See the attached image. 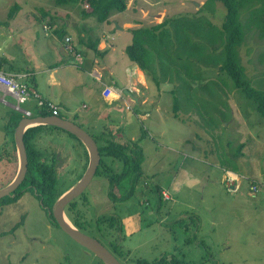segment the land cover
<instances>
[{"label":"rangeland","instance_id":"374dc122","mask_svg":"<svg viewBox=\"0 0 264 264\" xmlns=\"http://www.w3.org/2000/svg\"><path fill=\"white\" fill-rule=\"evenodd\" d=\"M205 1L128 0L126 10L117 13L120 15L107 24L110 33L104 38L108 44H113L115 52L112 54L126 61L120 50L131 43L132 37L119 32L123 20L140 21L141 25L134 26V29L149 27L166 18L195 14ZM15 5L18 11L13 12L11 26L5 27L2 22L8 20V13ZM82 9L87 10L80 3L76 7H61L53 0H0V36L11 27L13 30L21 28L23 23L16 22L19 18L46 12L54 16L57 29H68L73 36L72 49L80 52L83 48L77 45L76 39L81 37L85 44L88 37L97 39L103 31V23L81 17ZM62 10L68 13L69 26L64 22L68 19L60 12ZM202 14L215 26H220L225 8L216 3L214 14L208 11ZM83 28L90 32L87 37L81 35ZM23 35L13 34L14 42L27 41ZM262 50L264 40L254 34H247L239 49L241 63L247 76L253 80L264 77V63L258 56ZM99 59L107 60V56H99ZM118 73L123 78L128 76L124 71ZM84 75L86 77V73ZM85 81L88 104L103 107L99 102L98 84L91 77ZM145 83L147 89L141 93L151 102L142 107V115H145L142 120L137 115L140 107L133 103L134 107L126 110L121 103L116 108L118 115L114 116V121L112 117L110 120L105 118L94 126H89L83 119V122H76L93 137L101 134L102 127L105 131L112 127L111 136L107 138L119 142L139 141L144 156L141 164L143 179L133 198L116 207L107 197L108 182L104 174H94L83 195L74 200L80 220L87 223L80 231L109 250L111 242L95 232L94 222L100 217L115 216L121 219L123 226V233L114 232V237L125 253L124 260L135 257L153 260L164 254H174L186 264H264V121L255 115L243 95L234 90L227 94V98L222 96L229 106L224 119L215 117L214 123L211 116L195 111L194 99L220 102L219 97L202 90H197L187 105L190 112L179 109L174 117L170 91L177 86L176 78L163 79L159 88L146 76ZM197 84L193 86L197 87ZM118 92L119 101L125 99L126 95ZM48 129L52 134L42 132L35 146L43 157H50L52 152L56 153V158L61 154L68 156L69 164L57 168L56 189L62 193L60 197L82 179L88 152L85 154L84 145L71 134L51 126ZM97 144H102V140ZM240 144L243 148L235 156ZM6 148L9 150L10 144ZM103 159L114 173L121 172L122 163L107 157ZM231 175L237 176L238 180ZM0 178V182L4 180L6 183L4 176L0 175ZM157 188L163 194L161 200ZM113 193L122 196L116 189ZM53 205L50 209L43 206L44 210L41 201L26 192L13 203L0 207V264H102L58 228L51 212ZM47 213L53 222L50 223ZM64 213L69 222V217L75 216L68 207Z\"/></svg>","mask_w":264,"mask_h":264},{"label":"trees","instance_id":"16d2710c","mask_svg":"<svg viewBox=\"0 0 264 264\" xmlns=\"http://www.w3.org/2000/svg\"><path fill=\"white\" fill-rule=\"evenodd\" d=\"M53 1L56 6L61 7H76L79 3L83 4V8L87 10H80L81 17L83 19L92 18L102 24L107 22L111 16L124 12L128 0ZM216 3H221L225 8V16L220 26H215L202 14L204 11L214 14ZM14 11H18L17 5L10 9L7 22L13 19ZM82 31L85 32L86 37L90 34L89 30L84 28ZM57 33L61 38L70 34L66 29H60ZM130 34L132 41L124 49V55L130 63L136 65L146 77L151 79L156 88H159L163 79L176 78L177 86L170 91L173 96L174 117H177L179 109L185 108L190 112L187 105L191 103L195 92L202 90L208 92L209 95H216L214 97H219L220 102L208 103L194 99L195 111L201 115L211 116L214 123L215 117L224 119L225 110L228 111L229 106L226 101L222 100V96L227 98V94L234 90L243 95L255 115L264 121V77L258 80L249 78L239 56V49L245 42L247 34H254L259 40H264V0H206L195 14L166 18L158 24L131 30ZM75 41L83 45L85 50L92 51L98 56L105 54L97 51L99 40L96 38L88 37L85 44L81 37ZM258 56L260 62L263 60L264 63V50ZM1 65L0 61V68ZM262 74L264 76V73ZM196 82H198L197 87H194L193 84ZM208 97L213 98V96ZM43 103V107L36 108V110L40 115H48L45 106L47 102ZM17 122V120L13 121L14 128ZM40 132V125L25 131L23 142L27 154V172L22 184L14 192L15 196L0 199V207L11 204L24 193L30 192L41 201L42 208L45 206L50 209L62 194L56 189L58 167L53 159L54 154L43 158L42 153L35 146ZM109 136H111L110 133L102 131L98 136L91 137L96 144L102 140V144H97L100 161L95 176L104 174L108 182L107 197L116 207L117 204L126 203L133 198L143 179L141 164L144 162V156L139 148V141L119 142L107 138ZM242 148L243 144H240L235 156L240 154ZM104 157L122 163L121 172L114 173L105 163ZM2 159L8 160L16 168L15 152L10 153L5 146L0 150V160ZM15 172H12L7 179L5 178L6 183L2 180L0 184H4L0 187L9 184ZM4 173L7 175V170ZM114 189L122 196L114 195ZM156 192L159 200L163 199L161 189L157 188ZM76 208L75 201L69 204L68 209L75 214L74 217H69V220L76 229L81 230L87 223L80 220V214ZM94 227L99 236L106 237L111 242L109 251L119 257L118 261L121 264H186L183 259L174 254H164L153 260L142 257L124 260L125 253L120 242L114 237V232L123 233L121 219L115 216L100 217L95 220Z\"/></svg>","mask_w":264,"mask_h":264},{"label":"crops","instance_id":"0c3cea01","mask_svg":"<svg viewBox=\"0 0 264 264\" xmlns=\"http://www.w3.org/2000/svg\"><path fill=\"white\" fill-rule=\"evenodd\" d=\"M60 12L64 13V10ZM36 14H38L37 17H32L33 15L36 16ZM45 14L46 12L32 13L25 16L24 19L19 18L16 22L23 23L21 28L13 30L11 27L8 29L9 31H4L3 35L0 36V61L2 62L0 71L4 74L14 76L18 81L28 85V88L35 92L42 100L51 102L58 109V117L73 123L83 122V119L89 126L91 124L94 126L97 122H102V119H109L110 117L114 121V116L118 115L116 108L121 103L125 106L126 110H129V107H134L132 105L133 103L137 107H140L137 109V115L138 119L142 120L145 116L142 115L144 114L142 107L146 103L151 102L147 96H143V93H141V91L147 89L145 75L136 65L130 63L127 59L124 61L121 57H115L112 54L115 52L113 44H108L104 38V36L110 33L107 24L111 22V19L112 21L115 20V17L120 14L112 16L107 22L103 23L102 34L97 38L99 40L97 51L104 52L107 60L99 59V56L93 52L90 53L88 51L87 53L84 46L78 43L77 45L83 49L80 52L75 50V55L68 54L64 50V38L62 40L57 33L59 29L55 27L56 22L53 19L54 16H49L48 13V15ZM64 15L68 19V13H64ZM143 19H145L144 16ZM10 22L12 21H3L2 24L8 27L11 26ZM64 22L66 26H69V19L64 20ZM137 25H141V22L123 20L120 23L121 27H119L122 29L119 32L121 34L126 32L130 35V31L134 30L133 27ZM82 33L85 34V32L81 31V35L84 36ZM13 34H24L23 37H26L27 41L24 39L21 43L14 42ZM66 36H69L73 42V36L71 34ZM128 45L129 43L124 45L123 49L120 50L123 54L124 49ZM119 71H124L128 76L123 78L119 75ZM84 73H86V77ZM88 77L93 78L94 82L98 84L99 102H102L103 107L107 109H103V107L96 105V103H93L94 106L88 104L86 100L87 85L85 81ZM114 80L120 82L130 94L121 101H119V97L116 95L120 89H117L118 86ZM94 82L92 83L93 86ZM107 88H111L114 91V95L105 97L104 91ZM16 105L15 98L5 88L0 86V150L3 146L6 148L10 144L8 151L10 153L14 151L16 157V168L8 160H0V175L6 179L12 172H15V169L17 171L18 168V152L14 142V131L17 125L14 128L13 121L17 120L19 122L25 118L21 111L16 110ZM20 110H28L31 116H46L38 114L32 100L21 105ZM48 115H50L49 112ZM48 127L43 126L40 135L46 131L52 134L51 129H48ZM112 129L111 127L106 132L111 135ZM102 131H105L103 127L101 133ZM10 136L11 138L9 140L8 138ZM5 142H8V144L5 145ZM84 151L87 154L85 148ZM52 153L54 154L53 159L57 163L58 170L66 163L69 164L67 155L61 154L56 158V153ZM43 158L48 157L44 156ZM86 158V160L84 159V171L88 164V154ZM4 168L7 170V175L3 172ZM135 232L137 233L138 231Z\"/></svg>","mask_w":264,"mask_h":264},{"label":"water","instance_id":"95a60500","mask_svg":"<svg viewBox=\"0 0 264 264\" xmlns=\"http://www.w3.org/2000/svg\"><path fill=\"white\" fill-rule=\"evenodd\" d=\"M114 81L116 82L118 88L121 89L126 96L130 95L120 82L117 80ZM31 125L54 126L60 128L61 130L79 139L88 152V164L82 179L68 192L60 196L53 205L51 212L54 223L75 244L93 254L94 257L100 260L103 264H121L96 239L82 233L80 230L72 226L71 223L69 224L64 213L66 206L82 195L84 190L87 188L96 173V169L98 168L100 161L96 142L89 134H87L79 126L75 125V123L60 117L49 115L31 116L30 118H25L18 122L14 131V142L18 152V168L12 181L7 184V186L0 188V199L4 197H14V192L19 188L25 178L27 172V154L23 142V136L26 129Z\"/></svg>","mask_w":264,"mask_h":264},{"label":"bare ground","instance_id":"6f19581e","mask_svg":"<svg viewBox=\"0 0 264 264\" xmlns=\"http://www.w3.org/2000/svg\"><path fill=\"white\" fill-rule=\"evenodd\" d=\"M66 37H64V39H65ZM64 50L65 51H67V52H69V53H73V52H75L76 53V51L75 50H73L72 49V47H71V43H68L67 45H65L64 46ZM0 73L7 79V80H10L15 86H16V88L17 89H21V90H23L21 93H20V97H22V98H24V103H22V104H18L17 103V105H16V110H18V111H21L23 114H24V116H25V118H30L31 117V113L28 111V110H26V111H22V110H20V106L21 105H23V104H26L27 102H29L30 100H32L33 102H34V104H35V107L36 108H41V107H43V105H44V101L45 100H42L35 92H33V91H31L28 87H27V85L25 84V83H22V82H20V81H18L14 76H11V75H7V74H4L2 71H0ZM0 86H2L3 88H5L6 90H7V88L5 87V86H3V85H0ZM121 90V89H120ZM122 91V90H121ZM19 97V98H20ZM16 100V99H15ZM17 102V101H16ZM47 102V104L45 105L46 106V109H47V111L50 113V115L49 116H55V117H58V109L51 103V102H49V101H46ZM39 104H41V105H39ZM49 106H51L52 108H54L55 110H56V112H57V114L56 115H53V113H52V109H51V107H49ZM25 118H23V119H25ZM23 119H21V120H23ZM76 125V124H75ZM34 126H39V125H31L30 127H28V128H31V127H34ZM51 127H54V126H51ZM27 128V129H28ZM55 128H57V127H55ZM26 129V130H27ZM58 129H60V128H58ZM73 136V135H72ZM231 178H233V179H235V180H238V178H237V176H235V175H231ZM163 195V194H162ZM164 197H165V199L167 198V196L166 195H164ZM68 223L70 224V222L68 221ZM72 225V224H71ZM73 226V225H72ZM108 250V249H107ZM109 251V250H108ZM110 252V251H109ZM117 259V258H116ZM118 260V259H117ZM102 263V262H101ZM103 264V263H102Z\"/></svg>","mask_w":264,"mask_h":264},{"label":"built area","instance_id":"2783aa9c","mask_svg":"<svg viewBox=\"0 0 264 264\" xmlns=\"http://www.w3.org/2000/svg\"><path fill=\"white\" fill-rule=\"evenodd\" d=\"M68 43H71V38L66 37L64 39V46L67 45ZM0 85H3L7 88V91L16 99L18 104L24 103V98L20 97V93L23 91L21 89H17L16 86L10 81L7 80L1 73H0ZM105 97H110L111 95H114V91L111 88H107L104 91ZM118 95V94H116ZM20 97V98H19ZM41 105V104H39ZM51 107V106H49ZM52 113L53 115H56L57 112L54 108H52Z\"/></svg>","mask_w":264,"mask_h":264},{"label":"flooded vegetation","instance_id":"af4514ba","mask_svg":"<svg viewBox=\"0 0 264 264\" xmlns=\"http://www.w3.org/2000/svg\"><path fill=\"white\" fill-rule=\"evenodd\" d=\"M73 201H74V200H73ZM73 201H72V202H73ZM69 204H70V203H69ZM69 204L66 206V208L69 207ZM66 208H65V209H66ZM64 211H65V210H64ZM47 215H48V218H49L50 223L53 222V221H52V217H50L51 215H49L48 213H47ZM84 250H85V249H84ZM87 252H88V251H87Z\"/></svg>","mask_w":264,"mask_h":264}]
</instances>
